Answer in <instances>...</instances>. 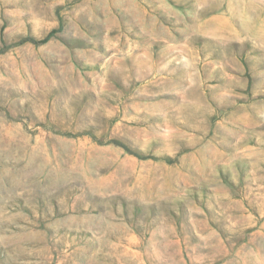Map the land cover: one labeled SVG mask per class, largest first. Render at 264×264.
I'll list each match as a JSON object with an SVG mask.
<instances>
[{
  "label": "rangeland",
  "instance_id": "1",
  "mask_svg": "<svg viewBox=\"0 0 264 264\" xmlns=\"http://www.w3.org/2000/svg\"><path fill=\"white\" fill-rule=\"evenodd\" d=\"M0 264H264V3L0 0Z\"/></svg>",
  "mask_w": 264,
  "mask_h": 264
},
{
  "label": "trees",
  "instance_id": "2",
  "mask_svg": "<svg viewBox=\"0 0 264 264\" xmlns=\"http://www.w3.org/2000/svg\"><path fill=\"white\" fill-rule=\"evenodd\" d=\"M54 31H50L47 35H45L42 39H34L33 37H28L27 41H29L30 43L34 44V45H42L47 43L51 37L53 36ZM111 144L121 147L126 153L134 155L135 157H137L138 159H147L148 156L143 154L140 151H136L134 149H132L130 146H128L126 143H124L123 141L119 140V139H111L110 142ZM167 161L169 163H173V161L170 158H166Z\"/></svg>",
  "mask_w": 264,
  "mask_h": 264
},
{
  "label": "crops",
  "instance_id": "3",
  "mask_svg": "<svg viewBox=\"0 0 264 264\" xmlns=\"http://www.w3.org/2000/svg\"><path fill=\"white\" fill-rule=\"evenodd\" d=\"M260 3H264V0H259Z\"/></svg>",
  "mask_w": 264,
  "mask_h": 264
}]
</instances>
